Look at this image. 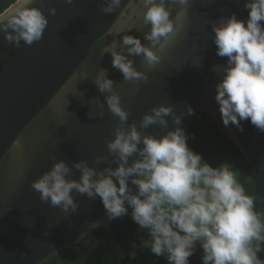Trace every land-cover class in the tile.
Returning <instances> with one entry per match:
<instances>
[{
  "label": "water",
  "instance_id": "water-1",
  "mask_svg": "<svg viewBox=\"0 0 264 264\" xmlns=\"http://www.w3.org/2000/svg\"><path fill=\"white\" fill-rule=\"evenodd\" d=\"M35 2L49 20L39 42L28 46L22 41L17 48L0 33V264H43L99 226L126 253L117 264H126L132 256L153 264L126 235L120 217L108 218L98 197L93 200L73 192L79 202L73 214L42 202L31 187L53 166V156L69 165L84 159L98 171L117 166L107 141L114 139L118 117L93 82L100 68L107 69L115 82L122 106L130 113L128 125L133 121L139 125L145 113L161 104L173 105L177 114L186 113L189 106L194 109L184 115L182 127L199 112L212 117L251 164L255 206L264 213V133L250 121L241 122L243 131L234 125L225 127L214 99L222 68L214 71L213 66L224 65L227 58L216 54L212 24L232 13L246 19L244 0H191L188 6L168 0L175 30L166 46L157 48L161 61L155 67L142 56L129 57L149 77L135 82L123 79L103 49L113 40L120 47L124 34L149 43L143 39L150 29L143 22V0H122L113 13L101 10L104 0ZM51 8L56 9L54 15ZM168 120L169 129L173 128L171 116ZM167 130L154 124L145 131L160 136ZM17 139L20 148L13 147ZM97 156L107 160L94 163ZM73 172L78 179L80 172ZM202 256L203 249L197 246L191 264H203Z\"/></svg>",
  "mask_w": 264,
  "mask_h": 264
},
{
  "label": "clouds",
  "instance_id": "clouds-1",
  "mask_svg": "<svg viewBox=\"0 0 264 264\" xmlns=\"http://www.w3.org/2000/svg\"><path fill=\"white\" fill-rule=\"evenodd\" d=\"M172 2L188 6L191 0ZM121 4L122 0H104L100 7L104 13H113ZM143 5V22L150 26L143 39L149 43L124 34L120 47L113 40L103 49L125 81L148 80L129 57L142 56L148 66L155 67L161 61L157 48L163 49L175 30L168 0H143ZM244 8L246 19L232 13L212 24L216 54L227 58L224 65L213 66L214 71L222 68L214 99L225 127L234 125L243 131L241 122L250 121L264 133V0H244ZM49 12L54 15L56 9ZM48 24L35 0H12L0 11V33L17 48L22 41L28 46L39 42ZM93 82L109 111L118 117L114 139L107 141L117 166L98 171L84 159L69 165L53 156V166L31 184L41 201L75 214L76 192L93 200L98 197L109 219L131 210L133 222L147 232L143 246L165 257L168 264H190L197 246L203 249V264H264L258 255L259 242H264V213L257 211L255 198L227 161L213 166L189 145L195 134L181 125L184 115L194 109L189 106L186 113L177 114L173 105L161 104L145 113L139 125L134 121L128 125L130 113L122 106L107 69L100 68ZM99 107L102 110L104 103ZM169 116L174 125L170 129ZM154 124L168 130L160 136L147 133ZM13 147H21L19 139ZM106 160L97 156L94 163ZM73 169L80 172L78 179Z\"/></svg>",
  "mask_w": 264,
  "mask_h": 264
},
{
  "label": "trees",
  "instance_id": "trees-1",
  "mask_svg": "<svg viewBox=\"0 0 264 264\" xmlns=\"http://www.w3.org/2000/svg\"><path fill=\"white\" fill-rule=\"evenodd\" d=\"M11 3L12 0H0V11H4ZM185 128L190 134H195L188 141L195 151L202 153L204 159L213 166L227 161L233 170L238 172V179L245 187L246 192L254 195L255 179L251 164L212 117L204 112H199ZM130 211L128 215L120 217L126 235L133 244L147 254L153 264H168L165 257L156 256L149 248L143 246L142 242L148 238L147 232L141 230L133 222ZM259 243L258 255L261 260H264V242ZM125 254L116 239L106 229L99 226L88 233L83 240L61 250L43 264H117ZM191 259L192 257H190V264ZM126 264L145 263L139 257L132 256Z\"/></svg>",
  "mask_w": 264,
  "mask_h": 264
}]
</instances>
